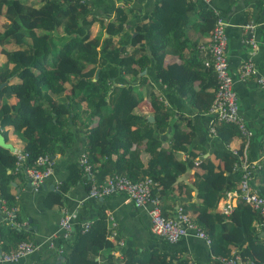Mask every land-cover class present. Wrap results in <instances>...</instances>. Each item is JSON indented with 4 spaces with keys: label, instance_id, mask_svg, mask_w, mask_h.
Returning <instances> with one entry per match:
<instances>
[{
    "label": "trees",
    "instance_id": "16d2710c",
    "mask_svg": "<svg viewBox=\"0 0 264 264\" xmlns=\"http://www.w3.org/2000/svg\"><path fill=\"white\" fill-rule=\"evenodd\" d=\"M107 4L108 0H0L4 18L0 21V126L12 125L24 141L28 165L39 154L51 156L56 149H64L73 136L72 125L84 128L85 151L97 180L114 173L133 180L149 175L156 181L153 194L161 199L165 215L166 202L175 193L189 198L184 211L210 237L211 256L203 264H223L218 257H228L234 248L243 259L264 262L258 211L240 198L228 214L217 208L226 191L238 188L239 174L231 176L237 157L222 150L217 162L198 156L199 162L194 163L197 153L187 146L194 130L183 131L180 119L171 136L177 145L163 147L157 133L166 129L171 112L152 89L145 98L143 86H149L145 70L151 65L163 83L189 96L195 111L208 110L217 86L216 74L212 67H205L207 55L197 53L200 42H191L189 52L182 53L187 42L183 24L195 8L194 1L160 0L146 22L135 23L134 33L125 28L128 11L124 7L116 6L115 17L109 20L97 13L99 6ZM202 14L201 31L210 33L215 13L206 9ZM94 22L101 28L94 29ZM116 34L119 37L114 41ZM167 42L176 46L166 48ZM119 78H124L123 83H117ZM143 102L140 113L136 108ZM211 123L225 142L239 134L232 123ZM2 133L7 140V130ZM180 150L189 157L179 158ZM194 166L198 172L191 183L177 182ZM14 168V153L0 145V181L9 183L11 172L7 170ZM258 176L264 183V160L254 173V182ZM192 190L196 191L194 200ZM259 192L264 195V184ZM2 195L12 206V197L4 188ZM53 199L60 202V194L54 193ZM7 226L8 235L0 246L4 251L30 240L24 229ZM113 247L107 237L106 213L101 209L87 230L77 229L69 250L62 252L63 261L56 264H98L99 252ZM179 254L178 250L127 249L121 264H188L190 257ZM106 261L114 264L115 258L108 254Z\"/></svg>",
    "mask_w": 264,
    "mask_h": 264
},
{
    "label": "crops",
    "instance_id": "0c3cea01",
    "mask_svg": "<svg viewBox=\"0 0 264 264\" xmlns=\"http://www.w3.org/2000/svg\"><path fill=\"white\" fill-rule=\"evenodd\" d=\"M194 10H190L183 24L185 38L187 42L182 53L185 55L189 52V45L193 41L205 42L209 33L201 31L203 22L202 11L210 9L220 12L227 21V54L230 70L235 73L239 65L251 58L258 67V72L264 75V0H193ZM160 0H108L107 5L97 8V13L103 15L105 20L115 17V7L120 5L128 11V19L125 28L130 32H135L136 22H146L149 14L154 10ZM94 9V8H93ZM254 22L255 26L250 32L245 28L246 23ZM92 27L96 30L100 29L97 22ZM126 30V31H127ZM253 33L255 46L251 45L245 38ZM102 36H106L103 31ZM119 34L114 36L117 40ZM147 48L149 42L144 38ZM187 45V46H186ZM176 44L170 42L165 43L166 48H174ZM189 47V48H188ZM132 47H129L131 50ZM201 54L210 55L206 50L199 51ZM167 60H170L168 56ZM209 67V66H205ZM212 69V68H211ZM207 70V68H205ZM213 70V69H212ZM148 77V85L143 86L145 98L148 97L149 91L152 89L156 92L164 105L170 110L171 115L162 132H156L161 140L163 147L170 144H176L171 136L174 131V123L180 119V128L183 131L194 130V135L190 143L187 144L188 149L197 153V157H209L214 162L220 160L218 152L222 150H231L244 146L245 139L236 134L229 142L223 141L217 134H212L209 130L212 115L208 112H197L192 107L189 96L182 95L175 88L168 87L155 74L151 65L145 70ZM126 77V75H125ZM257 75H252L247 80L235 81L234 88L238 95L240 104V114L244 118L247 126L252 130L251 136L246 144L247 156L260 163L264 160V83L257 80ZM124 78H119L117 83H123ZM196 89L198 83L194 84ZM212 90V88H209ZM137 107L140 113L144 107ZM151 113H147V116ZM181 117V118H179ZM218 123V122H217ZM2 130H7V141H9L15 149H22L24 141L13 131V126L8 125ZM73 136L70 143L64 146V149H56L52 154L53 160L52 172L44 179V181L34 188L29 176L23 169L14 168L11 172L9 183L0 181V198L4 192L10 194L13 200L12 205L16 207V218L20 221L19 228L28 232L31 240L37 242L38 248L28 254L19 257L16 261H6L2 264H56L63 261V250H69L74 235L70 238H64L63 230L58 225L59 217L63 211L70 214L75 233L82 223L92 221L96 218L98 212L104 209L107 215L116 219L118 224V236L116 239H110L115 247L108 249L103 248L96 256L98 264H107L106 257L111 254L115 258L114 264H121L123 253L127 249H135L138 252L149 250H163L167 252L179 251V255L189 256L188 262L192 264H203L209 261L211 253L209 244L202 238L193 234L181 237L177 242L170 243L162 237L154 234L150 228V216L148 214V205L144 207H136L130 199L124 194H110L99 197L88 196L89 183L85 181L81 169L78 165V158L81 152L85 151L86 133L84 128L72 125ZM173 142V143H172ZM13 152V151H11ZM179 158L187 159L189 156L186 151L178 152ZM143 160L147 158L143 154ZM115 158V156L113 157ZM195 172L198 168L190 167L181 174L177 182L191 183L194 179ZM239 174L236 170L231 174L236 177ZM93 176L96 181L95 173ZM75 177V179H73ZM255 187L259 190L264 183L258 176L255 179ZM6 190V191H5ZM60 194V202L53 199V194ZM192 200L195 199L196 191L192 190ZM161 201V199H160ZM189 198L185 194L175 193L174 199L169 200L166 204L167 215H173L177 207H183ZM234 202H236L234 200ZM223 203L219 198L217 208ZM161 206V202H160ZM168 206V205H167ZM10 223L5 222L4 213L0 205V246L3 244V238L7 237V230ZM264 230L259 229L258 237L263 238ZM121 240L122 243H117ZM60 248V249H59ZM0 250H3L0 248Z\"/></svg>",
    "mask_w": 264,
    "mask_h": 264
},
{
    "label": "built area",
    "instance_id": "2783aa9c",
    "mask_svg": "<svg viewBox=\"0 0 264 264\" xmlns=\"http://www.w3.org/2000/svg\"><path fill=\"white\" fill-rule=\"evenodd\" d=\"M85 1V0H83ZM210 1V0H204ZM215 13V23L205 42H200L199 50H206L210 53L204 59L206 66L212 67L217 77V86L214 89V95L209 108L206 112L212 115V121L232 123L238 128V132L245 138V143L241 151L238 148H232L230 151L237 158L233 163V169L239 171L238 188H233L221 197L223 203L219 209L228 214L235 201L238 198L244 200L250 207L257 210L260 215L259 225L264 230V195L259 192L254 184V173L261 166V163L250 159L246 154V144L252 134V130L247 126L244 118L240 114V104L237 92L234 88L235 81L247 80L252 75H257V80L264 83V75L258 72V67L253 59L248 58L243 61L237 71L233 73L229 67L227 43L228 35L226 31L227 21L224 16L218 12ZM245 28L250 32L255 23H246ZM251 45L255 46L253 33L245 38ZM210 132L217 134L215 124L211 123ZM15 167L23 169L29 176L34 188L40 185L46 177L52 172L53 160L48 153L37 155L32 165L27 164L29 152L22 149H15ZM196 158L194 163H198ZM78 165L81 169L84 180L89 183L88 196L99 197L110 194H124L136 207L148 205L147 211L150 216L151 231L170 243L177 242L181 237L193 234L202 238L210 244L208 234L197 227L183 207L179 206L173 215H165L161 211L160 199L158 195L153 194V186L156 181L149 175L133 180L123 173H114L105 176L101 181H96L93 176V165L89 160L86 151L81 152L78 158ZM0 205L4 213V220L11 225L20 227L21 223L16 219V207L9 206L5 198H0ZM91 221H86L79 227L85 231L88 229ZM59 227L63 230L64 238H70L75 234L70 214L63 209L59 220ZM107 237L116 239L118 236V224L116 219L106 214ZM264 238V237H263ZM122 243L121 240H116ZM37 242L33 240H21L16 249L8 251L0 250V264L6 261H16L19 257L31 253L38 248ZM60 249V248H59ZM223 264H264L253 259H243L237 249L232 250L228 257H218ZM192 264V263H189Z\"/></svg>",
    "mask_w": 264,
    "mask_h": 264
},
{
    "label": "water",
    "instance_id": "95a60500",
    "mask_svg": "<svg viewBox=\"0 0 264 264\" xmlns=\"http://www.w3.org/2000/svg\"><path fill=\"white\" fill-rule=\"evenodd\" d=\"M98 73H99V68H97V70L95 72V77L98 76ZM148 118L153 120V116L152 115H148ZM0 145L10 149V151H14L15 150V147L9 141H7L5 139L3 133L1 132V129H0Z\"/></svg>",
    "mask_w": 264,
    "mask_h": 264
},
{
    "label": "rangeland",
    "instance_id": "374dc122",
    "mask_svg": "<svg viewBox=\"0 0 264 264\" xmlns=\"http://www.w3.org/2000/svg\"><path fill=\"white\" fill-rule=\"evenodd\" d=\"M3 19H4L3 16H0V21L3 20Z\"/></svg>",
    "mask_w": 264,
    "mask_h": 264
}]
</instances>
